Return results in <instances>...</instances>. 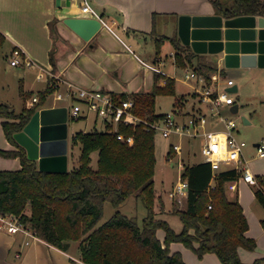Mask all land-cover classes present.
I'll list each match as a JSON object with an SVG mask.
<instances>
[{"label": "trees", "instance_id": "trees-1", "mask_svg": "<svg viewBox=\"0 0 264 264\" xmlns=\"http://www.w3.org/2000/svg\"><path fill=\"white\" fill-rule=\"evenodd\" d=\"M210 1L217 14L227 17L264 16V0ZM152 34L155 35V29ZM167 40L174 47L176 67L192 68L210 82L218 68L205 54H197L184 45L177 29L172 36L155 38L156 58ZM51 61L54 63L53 58ZM176 82V78L156 71L150 90L112 94L117 100L134 99L137 115L157 120L165 113L156 110V99L159 95H176ZM55 89V84L50 83L38 93L39 99L33 106L28 107L25 102L19 112L9 104H0L5 135L17 147L0 149V155L19 157L22 165L17 170L0 169V213L18 216L39 238L63 250L72 241H80L81 258L87 264H186L180 252H172V242H182L199 257L216 253L222 264H248L241 260L239 248L253 250L256 241L246 235L249 222L238 197L229 199L226 192L229 182L238 179L242 172L227 170L213 179L209 162L187 165L183 172L188 181L186 209L174 210L180 215L184 229L177 233L166 220L156 217L155 205L160 199L154 186L156 133L146 131L143 124L120 125L126 136H134L133 144L118 139L114 131L78 132L72 141L81 146L79 165L67 172L40 170L14 134L24 128ZM20 94L25 101L34 97L22 87ZM180 101L176 99L175 104ZM96 151L95 167L92 154ZM260 180L264 186V177ZM255 193L264 205V188L259 187ZM130 196L140 197L147 208L142 225L136 217L117 210L97 226L106 201L119 207ZM161 228L165 230L164 242L157 235ZM190 229H194L193 234Z\"/></svg>", "mask_w": 264, "mask_h": 264}, {"label": "crops", "instance_id": "crops-1", "mask_svg": "<svg viewBox=\"0 0 264 264\" xmlns=\"http://www.w3.org/2000/svg\"><path fill=\"white\" fill-rule=\"evenodd\" d=\"M83 1L89 4L95 17L102 22L99 32L88 41L81 38L64 22L69 16H87L78 13V9L74 6L60 7L57 5V0H0V104L9 102L5 94L10 80H13L16 86L19 84V93L22 87L25 92L33 96H38V93L45 90L50 83H54L55 88L64 90L66 81L84 88L111 93L131 94L141 90L148 91L153 87L156 71L176 78L173 73L165 71L167 58L162 56V51L158 58L156 52L154 57H150L147 46L149 40L155 41V38L172 36L175 30H178V19L181 14H217L210 0ZM154 14H156L155 18ZM153 29H155L154 36ZM158 29L164 32H158ZM165 30H169L170 33ZM166 43L170 41L167 40L163 46ZM15 48H21L24 53L20 63L13 65L11 60ZM171 54L174 56V53ZM205 56L218 68L214 73H217L221 80L233 78L238 88L239 79L249 75L254 78L256 90L252 95V102L247 103L244 110H241L240 103L234 96L235 103L226 106L224 112L231 116L227 111L232 114L231 108L238 104L243 124L253 125L259 122L264 125V121H261L263 109L260 106V103L261 105L264 103V68L255 66L246 69H228L216 55L205 54ZM51 58L54 59V63ZM30 62L32 64H29ZM173 65L176 66L174 57ZM42 80H45L44 85L38 87ZM196 85V82L191 83L193 88ZM55 91L52 94H55ZM50 95L38 109L69 107L65 104L48 105ZM22 99V108L25 102L28 107L34 105L32 98L27 101L23 97ZM178 99L181 101L176 104L175 109L179 108L188 113L189 109L186 108L188 98L182 96ZM64 100L71 103L68 98ZM199 108L202 107H197ZM2 120L3 118L0 117V149H17L7 139ZM235 133L236 135L240 133L238 124ZM72 137L69 135L68 170ZM263 139L264 137L261 140ZM260 141L254 142L252 150L248 153L243 150V160L240 164L242 168L248 167L259 182L264 177V157H260L257 153V145ZM247 154L255 160L248 159ZM0 158L10 164L11 167L7 170H17L22 167L19 157L0 155ZM202 161L204 160L194 163ZM0 169L5 168L0 167ZM238 190L241 193L240 197ZM227 192L229 199L232 197L234 199V196L238 195L249 222L246 235L256 241L253 250L239 248L241 260L248 264H264V215L255 211L251 183L240 180L237 182L236 190H232L228 184ZM191 233H194V229ZM158 237L164 241L165 232L158 230ZM26 239L24 233L11 234L0 229V264H87L81 258L80 246L76 244L78 241H72L68 249L63 250L39 237L31 239V243L26 245ZM171 250L182 252L186 264H222L216 253H206L203 257H199L194 250L182 242H172Z\"/></svg>", "mask_w": 264, "mask_h": 264}, {"label": "built area", "instance_id": "built-area-1", "mask_svg": "<svg viewBox=\"0 0 264 264\" xmlns=\"http://www.w3.org/2000/svg\"><path fill=\"white\" fill-rule=\"evenodd\" d=\"M69 6L77 8L80 14L95 17L89 4L83 0H70ZM23 53L21 48H15L12 52L11 63L13 65L19 64ZM185 72L184 81L191 82L193 80L196 82L195 93L198 95L199 101L205 104V107L187 114L182 109L176 108L157 120H150L137 115L135 102L132 98L117 100L111 92L84 88L72 82H64L66 84L64 90L56 88L55 97L59 100L67 98L71 100L68 107L70 118H88L90 112H95L105 122L103 130L116 132L118 139L129 144L134 143V136H126L121 132L120 125L122 124L135 126L143 124L146 131H154L156 135L160 134L164 139H169L173 134L180 138L183 136L192 138L203 136L205 141L202 144V154L204 161L211 164L213 179L221 172L220 168L223 163H233L235 164L233 169L242 172V175L229 182V187L232 190L237 189V182L240 180L257 183L263 189L264 186L260 184L253 172L248 167L242 168L240 166L243 160V147L246 142L239 139L235 133L236 118L228 116L224 112L226 106L229 107L235 103L233 92L227 90V87L235 84L234 79L221 80L217 73H213L210 82H207L202 75L197 74L192 68L185 69ZM52 76L55 77L53 74ZM165 83L166 80H164ZM38 99V96H34L32 98L33 104ZM85 111L88 114H85ZM211 125L214 126L211 128ZM219 125L224 127L218 128ZM214 127L216 129H213ZM182 149L180 142L171 144L166 154V160L173 161L177 154L182 153ZM257 153L260 157H264V139L257 145ZM179 166L183 168L184 172L186 167L184 160H179ZM183 172L177 185L169 193L170 198L178 202L188 195V181L183 178ZM0 229L11 234L24 233L27 236L26 245L31 243V239L38 238L34 230L24 225L18 216L12 214L0 213Z\"/></svg>", "mask_w": 264, "mask_h": 264}, {"label": "rangeland", "instance_id": "rangeland-1", "mask_svg": "<svg viewBox=\"0 0 264 264\" xmlns=\"http://www.w3.org/2000/svg\"><path fill=\"white\" fill-rule=\"evenodd\" d=\"M161 23H159L160 26ZM161 31L162 33L164 30L158 29V32ZM165 32L170 33L169 30H165ZM148 53H150V57H154L156 48H155V41L149 40L148 44ZM150 51V52H149ZM174 47L170 43H166L162 48V56L167 58V66L164 68L165 71L171 72L177 78L176 82V95H159L156 99V110L160 113H168L175 109V101L182 96L188 98L186 103V108L189 109L188 113H193L194 110H197V107H205L204 103H201L199 100L198 95L195 93L193 87H191V82L184 81L185 78V70L178 68L173 65V55ZM252 79V80H251ZM253 77L250 75L246 78L239 79V88L238 92H233V95L237 98L238 102L240 103L241 110H244V106L247 103L252 102V95L256 85H254ZM41 83L38 84V87L44 85L45 80L40 81ZM19 84L16 86L13 80L9 81L8 89L6 91V97L8 99V104L12 105L16 111H21L23 105V99L19 93ZM37 89V88H36ZM195 94V95H194ZM56 94H51L48 98V105L49 104H65L70 106V102L68 100H59L55 98ZM196 105V108H195ZM263 109V113L261 114V121H264V103L261 105ZM196 112V111H195ZM231 116L235 117L237 120L238 127L240 129L239 135L237 137L242 139L246 142V145L243 147V150L248 153L249 150H252L253 143L260 141L264 137V125L261 123H256L253 125H245L242 123V119H240V114H231L230 111H227ZM85 114H88L85 111ZM187 114V113H185ZM224 126H218V128H223ZM105 128L104 120L99 117L95 112H90L88 114V118H81V119H72L68 120V129L69 135L72 137L74 134L81 132V131H92L94 129L103 130ZM213 129H216L214 127ZM73 138V137H72ZM70 140V138H69ZM205 138L203 136L192 138L189 136L178 137L176 134H173L169 139H164L160 134L156 135V148H157V163L155 167V174H154V186L157 191V194L160 199L156 202L155 205V213L156 217L159 219L166 220L169 225L174 229L177 233H180L184 229V223L180 217V215L174 212L175 209L178 210H185L186 209V200L187 197H184L182 201H175L170 198L169 193L173 191L174 187L177 185L179 178L183 172V168L179 166V160H184L185 165H192V163L204 160V156L202 154V144L204 143ZM174 142H180L182 145V153L177 154L173 161L166 160V154L169 150V146ZM81 151L80 143H73L70 142V161H69V169H73L79 165L78 157ZM248 159L251 158L249 154L246 156ZM93 162L92 164L96 167L98 165V152H94L92 154ZM255 160V158H251ZM2 163L0 167L5 169H10V164L7 163L4 159H1ZM249 165L251 164L250 160L248 161ZM235 164H225L223 163L220 171H227V169L233 168ZM214 185V184H213ZM253 200L255 204V211L258 214L264 215V205L257 199L255 192L259 189V185L257 183H251ZM241 191V190H240ZM227 192V191H226ZM238 195L240 197L241 193L238 190ZM237 195V196H238ZM227 196L229 198L228 192ZM234 196V199L237 198ZM233 199V197H232ZM254 209V208H253ZM117 210L122 212L123 214L129 217H136L137 221L140 225L143 224V219L147 215V208L143 203V200L137 196H130L123 204L119 207H115L112 205L111 202L106 201L104 203L103 208V216L99 220L98 225L107 221ZM248 219V218H247ZM163 230L164 229H159ZM192 229H190L191 233ZM158 235V231H157ZM162 241V240H161ZM79 242V243H78ZM76 244H79L78 241ZM164 242V241H162ZM190 248V247H188ZM192 249V248H191ZM193 250V249H192ZM179 252V251H174ZM183 260L184 256L182 252H180ZM185 261V260H184Z\"/></svg>", "mask_w": 264, "mask_h": 264}, {"label": "water", "instance_id": "water-1", "mask_svg": "<svg viewBox=\"0 0 264 264\" xmlns=\"http://www.w3.org/2000/svg\"><path fill=\"white\" fill-rule=\"evenodd\" d=\"M70 0H57L58 6H68ZM64 22L81 38L91 40L101 29L97 17L69 16ZM181 42L197 54L216 55L225 68H264V16L222 14H181L178 19ZM237 92L238 85L227 87ZM239 114V105L231 108ZM243 119V117H242ZM26 149L27 156L38 162L42 171H68V108L37 109L21 131L14 134Z\"/></svg>", "mask_w": 264, "mask_h": 264}]
</instances>
